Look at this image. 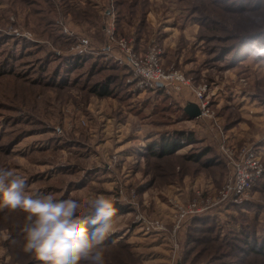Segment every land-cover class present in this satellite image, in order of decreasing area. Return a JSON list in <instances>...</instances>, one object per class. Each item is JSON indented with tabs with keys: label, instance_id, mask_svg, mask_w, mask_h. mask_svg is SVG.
<instances>
[{
	"label": "rangeland",
	"instance_id": "obj_1",
	"mask_svg": "<svg viewBox=\"0 0 264 264\" xmlns=\"http://www.w3.org/2000/svg\"><path fill=\"white\" fill-rule=\"evenodd\" d=\"M257 42L264 0H0V168L33 198H109L105 264H264ZM121 48L153 51L187 84L141 87ZM242 146L262 172L221 201L224 152ZM24 217L0 208V264H41L22 251Z\"/></svg>",
	"mask_w": 264,
	"mask_h": 264
},
{
	"label": "clouds",
	"instance_id": "obj_2",
	"mask_svg": "<svg viewBox=\"0 0 264 264\" xmlns=\"http://www.w3.org/2000/svg\"><path fill=\"white\" fill-rule=\"evenodd\" d=\"M248 58L264 63V45L248 49ZM151 82L154 77L146 74ZM157 86L160 82L156 81ZM0 208L25 213L20 229L22 251L41 264H105V241L114 230L116 209L104 196L57 199L33 198L14 170L0 168Z\"/></svg>",
	"mask_w": 264,
	"mask_h": 264
},
{
	"label": "built area",
	"instance_id": "obj_3",
	"mask_svg": "<svg viewBox=\"0 0 264 264\" xmlns=\"http://www.w3.org/2000/svg\"><path fill=\"white\" fill-rule=\"evenodd\" d=\"M119 54L133 74L138 77L141 87H153L157 85V80L163 86L187 84L186 79L180 73L166 71L158 62L153 51H147L143 55H136L129 49L121 48ZM146 74H152L154 77L153 81L149 82L145 78ZM191 91L199 99L202 97L200 89H192ZM224 153L228 161L229 173L218 191V199L231 201L236 200L254 185L262 172V166L258 155L251 147H234Z\"/></svg>",
	"mask_w": 264,
	"mask_h": 264
},
{
	"label": "trees",
	"instance_id": "obj_4",
	"mask_svg": "<svg viewBox=\"0 0 264 264\" xmlns=\"http://www.w3.org/2000/svg\"><path fill=\"white\" fill-rule=\"evenodd\" d=\"M98 94H100V95H106L107 94V91L105 90L104 86H100ZM177 142L178 141L175 142L173 140H171V141H168V140L161 141L160 142L161 154L164 156V155H168L170 153H173L175 151V149H176V144H178Z\"/></svg>",
	"mask_w": 264,
	"mask_h": 264
},
{
	"label": "water",
	"instance_id": "obj_5",
	"mask_svg": "<svg viewBox=\"0 0 264 264\" xmlns=\"http://www.w3.org/2000/svg\"><path fill=\"white\" fill-rule=\"evenodd\" d=\"M184 111L189 116V118L198 117L201 113L200 107L195 102L192 101L187 102V104L184 107Z\"/></svg>",
	"mask_w": 264,
	"mask_h": 264
}]
</instances>
